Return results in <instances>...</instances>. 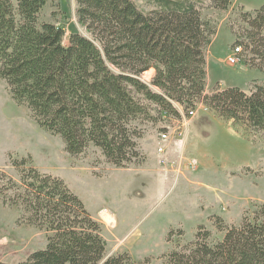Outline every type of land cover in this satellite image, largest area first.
I'll return each instance as SVG.
<instances>
[{"label": "trees", "instance_id": "trees-1", "mask_svg": "<svg viewBox=\"0 0 264 264\" xmlns=\"http://www.w3.org/2000/svg\"><path fill=\"white\" fill-rule=\"evenodd\" d=\"M51 0H0V79L47 133L61 137L73 157L97 148L117 168L138 164L134 123L156 120L154 111L181 119L178 107L203 104L221 117L264 134V84L207 93L208 49L216 29L204 19V0H76L87 32L42 19ZM227 11L233 0H209ZM250 26L243 45L264 66V10L241 13ZM241 47V46H238ZM242 48V47H241ZM252 66H255L253 64ZM155 71L150 84L142 76ZM18 180L0 172V203L48 234L47 246L20 264H149L128 253L106 257L101 227L61 179L15 160ZM214 245L205 226L164 264H264V204ZM0 264H8L0 261Z\"/></svg>", "mask_w": 264, "mask_h": 264}, {"label": "rangeland", "instance_id": "rangeland-1", "mask_svg": "<svg viewBox=\"0 0 264 264\" xmlns=\"http://www.w3.org/2000/svg\"><path fill=\"white\" fill-rule=\"evenodd\" d=\"M203 17L217 31L207 59V93L240 88L251 93L264 84V66L242 44L250 30L241 13L264 10V0H233L227 11L208 6ZM145 12L155 8L137 0ZM76 0H51L42 19L58 20L66 31L87 35L77 19ZM242 47L236 65L233 50ZM255 64V66H252ZM155 71L142 80L150 84ZM181 119L153 112L156 120L133 125L141 132L138 164L117 168L91 146L73 157L61 137L47 133L26 106L12 98L0 79V172L18 180L15 160L31 159L41 172L64 181L101 227L106 257L128 253L135 261L164 264L174 250L183 251L205 226L212 245L223 226L240 224L264 204V134L243 128L203 104L178 107ZM191 111H193L191 114ZM167 133L166 141L162 140ZM1 202V201H0ZM20 211L0 203V261L20 264L47 246L48 234L22 220ZM113 219L110 224L105 217Z\"/></svg>", "mask_w": 264, "mask_h": 264}, {"label": "built area", "instance_id": "built-area-1", "mask_svg": "<svg viewBox=\"0 0 264 264\" xmlns=\"http://www.w3.org/2000/svg\"><path fill=\"white\" fill-rule=\"evenodd\" d=\"M233 55L229 58V63L233 64V65H236L238 64L239 62V56L242 54V48L241 47H236L234 50H233ZM193 111H191V114ZM168 135L167 133H164L163 134V138L162 140L166 141L165 139H167V136Z\"/></svg>", "mask_w": 264, "mask_h": 264}, {"label": "bare ground", "instance_id": "bare-ground-1", "mask_svg": "<svg viewBox=\"0 0 264 264\" xmlns=\"http://www.w3.org/2000/svg\"><path fill=\"white\" fill-rule=\"evenodd\" d=\"M105 219H106V221H107L108 223H110V224L113 223V219H112L111 217L106 216Z\"/></svg>", "mask_w": 264, "mask_h": 264}]
</instances>
